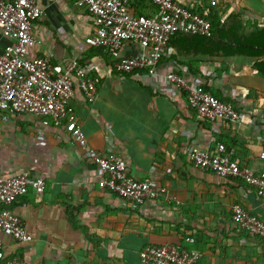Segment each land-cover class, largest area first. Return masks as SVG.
Listing matches in <instances>:
<instances>
[{"label":"crops","instance_id":"obj_1","mask_svg":"<svg viewBox=\"0 0 264 264\" xmlns=\"http://www.w3.org/2000/svg\"><path fill=\"white\" fill-rule=\"evenodd\" d=\"M196 7L199 0H177ZM132 13L155 14L144 0ZM42 19L33 24L28 57L52 64L78 58L97 86L86 103L76 92L73 106L90 148L121 155L129 174L149 179L168 197L133 206L99 187L96 167L64 130L44 127L41 119L15 114L1 126L0 168L7 176L28 174L45 182L43 193L29 189L10 207L33 241L18 243L0 231L6 258L25 264H142L148 246L181 244L201 253L198 264H264V240L238 232L232 207L240 204L264 219V199L238 180L193 168L190 150L216 149L222 143L231 159L263 169L264 49L251 37L264 29V0H220L221 26L235 33L232 45L253 48L214 57L178 52L169 44L160 72L201 75L209 91L236 105L242 119L218 125L187 108L186 94L161 76L136 78L120 73L105 48L82 47L95 24L74 0H39ZM147 4V5H146ZM226 41V40H224ZM260 41V40H259ZM9 41L0 32V51ZM261 43H264L261 41ZM140 49L125 45L120 56ZM171 197V198H169ZM193 237V244L186 238Z\"/></svg>","mask_w":264,"mask_h":264},{"label":"built area","instance_id":"obj_2","mask_svg":"<svg viewBox=\"0 0 264 264\" xmlns=\"http://www.w3.org/2000/svg\"><path fill=\"white\" fill-rule=\"evenodd\" d=\"M39 0H0V32L9 43L0 51V135L1 126L11 115L23 114L41 119L48 128L66 131L69 141L90 158L96 167L98 185L118 195L125 202L141 206L168 197L164 188L149 180L137 179L127 170L121 155H103L90 148L78 124L73 101L76 92L86 103L95 99L96 82L81 68L78 58L52 64L48 57H28L34 44L33 24L42 19ZM86 9L95 28L84 38L82 47L105 48L116 60L120 73L136 78L163 81L186 94L187 108L199 119L222 125L238 123L242 115L231 105L207 92L194 75L172 70L160 72L161 59L166 55L172 37L183 32L211 37V23L177 0H148L157 7L155 14L135 15L131 0H74ZM217 6L220 0H207ZM131 44L140 49L135 56H120L121 49ZM264 162V150L259 154ZM188 161L193 168L212 171L224 179H238L264 199V168H241L231 159L225 146L216 149L190 150ZM43 193L45 182L28 174L7 176L0 168V231L18 243L33 241L20 217L10 207L29 189ZM171 198V197H169ZM172 199V198H171ZM232 221L238 232L264 240V220L240 204L232 207ZM193 244V237L186 238ZM142 264H198L201 253L179 245L148 246L140 252ZM0 264H25L20 257L6 258L0 238Z\"/></svg>","mask_w":264,"mask_h":264},{"label":"trees","instance_id":"obj_3","mask_svg":"<svg viewBox=\"0 0 264 264\" xmlns=\"http://www.w3.org/2000/svg\"><path fill=\"white\" fill-rule=\"evenodd\" d=\"M137 1H140V0H131L132 6H136ZM144 1L148 3V5L156 7L150 1L148 0H144ZM188 9L192 11L193 13L199 14L201 17L205 18L211 23L212 35L211 37H204V36H199V35L186 34L183 32L177 33L174 37L171 38L169 44L174 45V47L178 50V52H184L185 54H190V55L191 54L192 55H204V56H210V57H214L217 55L230 56V55L240 54L242 50L245 51L246 49H250L254 47L253 44H251V42L247 43L245 39H243V41L239 42L238 44L236 43L235 45H232L230 43L231 41H233V37H235L236 34L231 33L230 28L221 26L220 24L221 21L218 15L219 13L218 5L213 7L210 5L209 1L207 0H199V4L196 5V7L195 6L188 7ZM134 14L135 15H146V16L152 15L148 13L147 14L134 13ZM251 37L254 40L258 39V41L255 42L258 48L264 49V43H261V41L264 42V29H259L256 33H252ZM188 73L192 75L193 72L191 71V69H189ZM184 75H187V74H184ZM194 76L197 79V81L201 84V86H203L207 92L211 93L208 90L209 87L206 85V83L204 84V82H201V79L199 78L201 75L199 76L194 73ZM211 94L214 95L213 93ZM214 96L217 97L216 95ZM218 99L221 100L223 103L231 104L236 108V105L234 103L230 101H226L225 99H220V98ZM203 121L209 122L207 120H203ZM227 123H230V122H227ZM229 151L230 150H227V153ZM238 165L243 169L248 168L247 165H241L240 163H238ZM233 180H238V179H233ZM238 181H240L243 185L250 187L247 184H245L243 181L241 180H238ZM258 217L263 219L260 216Z\"/></svg>","mask_w":264,"mask_h":264}]
</instances>
